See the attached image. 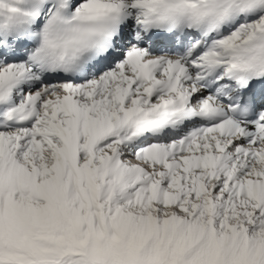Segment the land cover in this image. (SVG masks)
Here are the masks:
<instances>
[{
  "label": "snow or ice",
  "instance_id": "obj_1",
  "mask_svg": "<svg viewBox=\"0 0 264 264\" xmlns=\"http://www.w3.org/2000/svg\"><path fill=\"white\" fill-rule=\"evenodd\" d=\"M0 264H264V0H0Z\"/></svg>",
  "mask_w": 264,
  "mask_h": 264
}]
</instances>
